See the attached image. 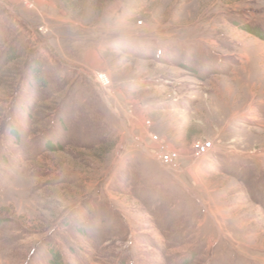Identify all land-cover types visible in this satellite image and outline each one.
Here are the masks:
<instances>
[{
    "label": "rangeland",
    "instance_id": "1",
    "mask_svg": "<svg viewBox=\"0 0 264 264\" xmlns=\"http://www.w3.org/2000/svg\"><path fill=\"white\" fill-rule=\"evenodd\" d=\"M55 252L264 264V0H0V264Z\"/></svg>",
    "mask_w": 264,
    "mask_h": 264
},
{
    "label": "built area",
    "instance_id": "2",
    "mask_svg": "<svg viewBox=\"0 0 264 264\" xmlns=\"http://www.w3.org/2000/svg\"><path fill=\"white\" fill-rule=\"evenodd\" d=\"M102 76V75H101ZM106 79V76H103ZM141 146L145 153H147L151 158L156 160L164 169L172 171V174H178L181 172V169L178 167L176 163V154L173 152H165V153H155L152 154L150 151L145 149V143H142ZM216 143L214 139H199L194 141L192 146V165H196L198 161L205 156H207L210 152L215 151Z\"/></svg>",
    "mask_w": 264,
    "mask_h": 264
},
{
    "label": "trees",
    "instance_id": "3",
    "mask_svg": "<svg viewBox=\"0 0 264 264\" xmlns=\"http://www.w3.org/2000/svg\"><path fill=\"white\" fill-rule=\"evenodd\" d=\"M6 57L10 61H14V60L18 59V55L15 52L11 53V54L7 53ZM31 74H32L33 78L35 79L37 87L44 88L45 86H47V82H46L45 78L43 77L42 64L39 63L38 60L35 61L31 65ZM15 134H17V132ZM48 149L56 150V148L52 144H49V143H48ZM53 264H64L62 259H61V255L58 252H55V259H54Z\"/></svg>",
    "mask_w": 264,
    "mask_h": 264
},
{
    "label": "bare ground",
    "instance_id": "4",
    "mask_svg": "<svg viewBox=\"0 0 264 264\" xmlns=\"http://www.w3.org/2000/svg\"><path fill=\"white\" fill-rule=\"evenodd\" d=\"M103 76H104V75L101 76L102 80H103V81H107V78L105 79V78H103Z\"/></svg>",
    "mask_w": 264,
    "mask_h": 264
}]
</instances>
